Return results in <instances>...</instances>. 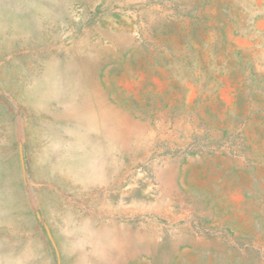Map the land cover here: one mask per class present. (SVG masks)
I'll return each mask as SVG.
<instances>
[{"label": "rangeland", "instance_id": "374dc122", "mask_svg": "<svg viewBox=\"0 0 264 264\" xmlns=\"http://www.w3.org/2000/svg\"><path fill=\"white\" fill-rule=\"evenodd\" d=\"M0 264H264V0H0Z\"/></svg>", "mask_w": 264, "mask_h": 264}]
</instances>
